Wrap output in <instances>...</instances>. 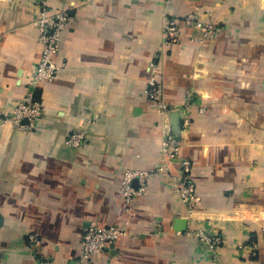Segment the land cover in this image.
Segmentation results:
<instances>
[{
	"label": "crops",
	"instance_id": "obj_1",
	"mask_svg": "<svg viewBox=\"0 0 264 264\" xmlns=\"http://www.w3.org/2000/svg\"><path fill=\"white\" fill-rule=\"evenodd\" d=\"M46 1L69 20L58 72L32 87L37 6L0 0V264H85L90 224L125 230L91 264H264V0H173L171 16L194 13L216 28L196 42L202 32L182 27L176 44L165 42L163 0ZM151 76L166 115L146 96ZM30 93L42 115L33 130H17L7 119ZM168 125L190 163L192 216L172 191L176 163L142 189L133 178L132 206L122 195L126 173L162 166ZM77 131L85 139L67 146ZM198 227L221 237L218 263Z\"/></svg>",
	"mask_w": 264,
	"mask_h": 264
},
{
	"label": "built area",
	"instance_id": "obj_2",
	"mask_svg": "<svg viewBox=\"0 0 264 264\" xmlns=\"http://www.w3.org/2000/svg\"><path fill=\"white\" fill-rule=\"evenodd\" d=\"M164 6V23L163 34L165 42L169 44H176L181 37V28L190 27L198 29L202 32L200 40L204 41L212 39L216 33V28L210 24H203L199 21L197 14H190L183 18H176L171 16L173 0H163ZM69 20V14L62 10L50 14L44 6H39L37 17L33 21V26L38 31L39 42L42 46L41 57L32 74L31 85L35 87L42 81H51L58 72L59 67L53 62V57L59 49V37L64 30ZM152 64H150V67ZM147 98L155 104L156 111L162 115L170 112L171 107L164 101L160 85L154 77H150L147 81L146 89ZM42 115V106L40 102L33 97V94H28L22 102H20L8 117V122L17 130L31 131L34 129L37 121ZM181 129L184 131L189 125V120L186 115L180 119ZM85 139L84 132L77 131L72 133L66 143L69 147H77ZM179 141L173 135L169 125L163 129V138L161 142V155L163 157V164L157 167L150 173H126L122 183V195L127 206H132L133 196L135 190L131 186L133 178H137L141 189L145 186L150 176H160L169 173V165L176 163L179 167V176H172V191L176 194L178 200L187 208L189 216L193 215V206L198 198L194 187L189 182L188 176L190 172V163L186 159L181 158L179 153ZM210 229L198 227L196 229V236L201 245L206 250H209L213 262H219L220 246L223 241L220 236L211 234ZM125 234L116 226L99 227L93 224L84 228L80 240L79 260L85 264H91V260L104 254L108 249L112 248L117 238ZM39 243L35 235L28 237V245L31 247ZM255 248V247H254ZM254 253H252V256ZM38 264H52L48 260H40Z\"/></svg>",
	"mask_w": 264,
	"mask_h": 264
},
{
	"label": "water",
	"instance_id": "obj_3",
	"mask_svg": "<svg viewBox=\"0 0 264 264\" xmlns=\"http://www.w3.org/2000/svg\"><path fill=\"white\" fill-rule=\"evenodd\" d=\"M171 125H172V129H173V133L175 134V135H178V133H179V121H178V113L176 112L174 115H173V117H171ZM178 223H179V227L177 228V231H183L182 229H181V225H185V220H180V221H178Z\"/></svg>",
	"mask_w": 264,
	"mask_h": 264
},
{
	"label": "rangeland",
	"instance_id": "obj_4",
	"mask_svg": "<svg viewBox=\"0 0 264 264\" xmlns=\"http://www.w3.org/2000/svg\"><path fill=\"white\" fill-rule=\"evenodd\" d=\"M34 3H35V5L37 6V10H38V12H39V6H44L50 14L55 13V12H58V11L53 10L52 8H50V7L48 6L46 0H34ZM37 14H38V13H37Z\"/></svg>",
	"mask_w": 264,
	"mask_h": 264
}]
</instances>
